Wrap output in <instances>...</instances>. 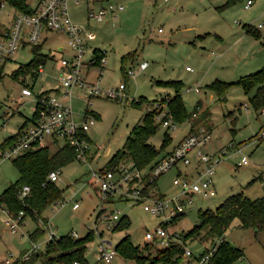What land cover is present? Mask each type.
<instances>
[{
	"label": "rangeland",
	"instance_id": "374dc122",
	"mask_svg": "<svg viewBox=\"0 0 264 264\" xmlns=\"http://www.w3.org/2000/svg\"><path fill=\"white\" fill-rule=\"evenodd\" d=\"M34 1L26 0L30 4ZM117 1L124 8L117 12L113 22L109 16L108 22L88 21L86 12L89 6L86 3L70 4L69 14L76 24L91 29L94 34L88 44V58L94 55V49L104 52L102 57L106 63L103 67L96 66V74L93 70L89 80L93 81L102 69L100 85L109 88L123 83L125 96L119 100L94 97L88 105L79 97L83 96V92L74 90L71 104L75 119L81 120L87 107L95 116V123L87 131L91 159L87 162L74 159L58 169L60 173L56 185L62 190L61 198L43 210L42 219L35 221L25 216L17 230L11 232L5 222L7 215L0 209V264H4L3 260L7 257L11 264H43L39 256H32L28 260L18 258L32 243L39 245L38 254L44 252L48 222L52 225L50 230L55 239L71 233L82 237L94 229L100 213H116L120 219L126 216L129 220L127 227L109 232L105 230V218H99L96 224L98 230H103V238H110L113 245L124 234H128L135 246L150 244L151 251L165 248L155 242H147L144 237L146 229L153 230L161 223V217L151 215L143 210L141 204L124 196L101 200L98 184L91 175L93 169L103 167L121 149L130 129L146 111L153 108V102L174 95L172 87L158 82H181L180 94L187 113H192L194 105L200 101L202 107L199 115L206 109L204 114L207 116L201 118L200 123L207 125L211 133V140L203 152L212 155L223 148L227 155L215 167L213 183L216 195L208 198L195 196L194 202L186 207L183 215L168 225L169 231L178 233L182 239L189 229L199 224V211L215 209L232 194L243 192L250 198L264 195V137H261L264 131V108L255 110L249 102L251 93H245L241 85H229L221 93L208 86L216 80L234 82L264 67V27L259 37L246 33L243 27L244 24L255 26L264 20V0H254L249 8H244L245 0H232L229 4L227 0ZM9 13L10 9L5 8L1 18L7 19ZM45 37L39 50L49 54V59L43 66V76L35 83L34 93L58 85L60 60L73 53L66 32L49 31ZM59 46L63 47L62 51L58 49ZM125 55L127 57L122 63ZM32 57L33 46L19 49L0 75V113H6L8 119L0 127V142L15 133L24 118L33 114V103L26 97L18 99L23 85L31 86L33 79L28 77L23 81V75H12L18 66L29 62ZM141 62L147 63L144 70L139 68ZM129 69L135 75L125 81L124 70L127 72ZM196 85L200 89L199 93L194 91ZM132 101H139V105L131 104ZM154 123L156 132L149 138V142L156 149L161 147L165 134L170 137L155 158L171 150L189 130L186 119L175 121V128L163 126L160 120H154ZM63 142L62 139L58 140L50 151L62 147ZM230 143L232 146H229ZM239 148L241 150L236 151ZM189 157L194 163L195 151L190 152ZM243 159L247 160L246 164L242 163ZM177 167L182 173L191 169V165ZM148 172V166L143 168V176ZM177 174L176 167L161 174L155 180L157 193L166 197L176 193L178 187L173 179ZM18 177L19 172L12 160H2L0 193ZM75 203L77 207L73 206ZM34 230H37V234L32 241L30 234ZM200 237L191 236L185 242L179 238L178 242L197 257L213 240H201ZM223 237L231 246L242 250V256L230 264H264V228L243 227L234 219L224 230ZM97 241V234L93 233L91 240L85 243V264H104L97 260ZM195 257L182 254L180 264H198ZM148 263L149 260L144 264ZM113 264L136 263L123 260L117 254Z\"/></svg>",
	"mask_w": 264,
	"mask_h": 264
},
{
	"label": "built area",
	"instance_id": "2783aa9c",
	"mask_svg": "<svg viewBox=\"0 0 264 264\" xmlns=\"http://www.w3.org/2000/svg\"><path fill=\"white\" fill-rule=\"evenodd\" d=\"M70 3L74 5L86 3L89 6L86 18L88 21L95 22L107 21V16L114 19L117 12L124 8L117 0H35L33 4L27 3L30 10L26 12L9 3L8 0H0V75L5 65L19 49L43 43L46 38L45 34L49 31L66 32L69 36V47L73 50L72 54L67 57L63 56L60 60L57 87L47 89L46 92L39 94L45 89L34 93V89L28 84L23 85L21 96L18 99L26 97L31 101L36 117L21 131L17 141L0 147V163L2 160L13 159L28 150L56 144L60 139L74 150L76 160L87 162L90 156L87 131L95 123V116L86 108L82 119L78 121L75 119L71 104L74 90L83 92L84 100L88 105L91 104L94 97L104 96L119 100L125 96V84L123 83L115 87L104 88L100 85L99 79L94 81L86 79L84 69L94 65L96 61L95 55L91 58L87 56L88 44L94 38V34L91 29L73 21L69 14ZM253 3L254 0H245L244 8H249ZM94 4L96 7H93ZM7 7L10 9V13L7 19L3 20L1 15ZM254 27L260 31L264 27V20ZM59 50L62 51L63 48L61 47ZM101 53L104 56V52L101 51ZM105 63V59L101 57L98 66L102 67ZM146 67V62L139 64L140 70H144ZM33 72L36 73V81L43 76L44 68L40 66L37 70L33 69ZM126 74L128 77L135 75L131 69ZM23 76V81L28 77L33 78L31 73H26ZM190 89L191 87L188 90ZM194 91H200L198 85L194 87ZM152 106L153 108L150 110H154L153 120H160L161 124L167 128H175L176 123L169 116L167 102L155 101ZM200 110L201 107L197 106L188 119L190 131L187 135L169 153L154 162L145 176L141 170L134 166L132 161H122L116 170H101L100 168L98 170L93 169L91 172L94 182L98 184L97 189L101 200L117 195L124 196L141 204L143 210L151 215L162 218L161 223L153 230L146 229L144 237L147 242H155L162 247L180 243L178 242L179 238L181 239L180 235L176 232H170L168 225L174 222V218L184 213L186 207L194 202L195 196L208 198L216 195L213 183L215 167L227 155L223 148L212 155L203 152V148L211 140L210 130L204 125L195 126L191 122L198 118ZM0 119L2 120L1 127L8 120L7 114L1 112ZM261 137H264V131H262ZM229 146L232 144L230 143ZM192 151H195L196 161L194 163L189 157ZM242 163L246 164L247 160L243 159ZM178 165H191V169L182 173L177 167ZM174 167L177 168L178 174L173 179V183L178 187V190L171 196H162L155 190L154 181L161 174ZM59 173V170L51 171L48 175L49 180L56 182ZM262 186L264 191V182ZM29 191V186L23 185L19 191L20 197L27 196ZM73 206L77 207V203ZM1 210H4L7 215L5 222L10 226L11 232H15L19 224L23 223V211L13 215L6 209ZM102 217L105 218V230L109 232L118 225L120 217L116 213H100L96 218L94 229L91 230L98 237L96 244L97 260L104 264H113V259L117 255L115 245L110 238H103V230L99 231L96 225L99 218ZM49 225L51 224L48 222L47 240L54 237L50 230L52 225L50 228ZM70 236L78 237L75 233H71ZM223 240V235L215 237L197 257L190 249L183 247V255L195 257L198 264H212L211 258ZM37 250L38 244L32 243L19 256V259L28 260ZM3 263L10 264V258H5ZM74 264L78 263L75 262Z\"/></svg>",
	"mask_w": 264,
	"mask_h": 264
},
{
	"label": "trees",
	"instance_id": "16d2710c",
	"mask_svg": "<svg viewBox=\"0 0 264 264\" xmlns=\"http://www.w3.org/2000/svg\"><path fill=\"white\" fill-rule=\"evenodd\" d=\"M9 3L17 6L19 9L29 12V7L26 0H8ZM232 0H227L229 4ZM245 31L254 35L260 36V32L250 25H243ZM41 44L33 46L32 59L20 66L12 73L14 77L19 74H32V79L35 81L38 67L44 66L49 58V54L40 52ZM93 53L96 57L95 65L99 64L100 58L103 56L101 51L94 49ZM127 55L122 57V63ZM130 57V56H129ZM125 81L128 78L124 70ZM165 86H170L174 89V95L170 98H162L160 101L167 102V108L170 118L176 122L188 120L192 113H187L185 105L180 94L182 84L180 81L158 82ZM232 84L241 85L244 92L249 95V102L255 110L264 108V67L238 78L234 82L214 81L208 86L214 89L217 93ZM35 84L30 86L32 89ZM46 92L44 90L39 94ZM131 104L139 105V101H132ZM88 108V107H87ZM93 114L94 112L90 110ZM154 110L146 111L140 121H138L129 131L122 147L101 167V170H116L122 161H132L134 166L143 171V168L150 167L154 162L165 156L171 150L167 151L160 158H155L170 140L168 134H165L161 147L156 149L149 142V138L156 132V125L153 120ZM36 112L34 111L31 117L24 118L21 125L15 133L9 135L0 144V147L10 145L17 141L21 131L31 122L34 121ZM51 146L39 147L28 150L27 152L11 159L19 172L18 179L11 183L0 193V209H6L9 213L16 215L19 211H23L25 216H30L37 221L42 219L41 214L49 205L61 198V189L58 188L56 182L49 180L48 175L53 170H58L61 166L66 165L75 158L74 150L64 144L56 151H50ZM89 159L90 156H89ZM155 184V181H154ZM23 185H28L30 191L27 196L21 198L19 191ZM174 218V222L179 219ZM98 217V216H97ZM199 224L193 226L182 237L185 242L186 238L191 236H201L200 239L215 238L222 236L224 230L231 224L234 219L239 221L240 226L256 227L257 229L264 228V195L256 198H250L243 192L228 196L215 209H206L199 211ZM48 221V220H45ZM129 224L126 216H122L115 230H121ZM203 231V233H202ZM37 234L34 230L30 237L32 241ZM93 237V231L87 232L85 236L73 238L69 235H63L58 239L54 237L46 242L43 253L34 252L32 256H39L43 264H85L86 242ZM150 244L144 247L135 246L132 244L129 235L124 234L119 242L115 245L117 253L124 260H133L136 264H144L149 260L148 264H180L183 246L180 243L171 244L163 249L155 248L151 251ZM26 250V249H25ZM24 250V251H25ZM23 251V252H24ZM22 252V253H23ZM21 253V254H22ZM31 256V257H32ZM242 256V250L231 246L225 239L221 241L216 252L211 258L212 264H230L236 258ZM30 257V258H31ZM11 264V263H10Z\"/></svg>",
	"mask_w": 264,
	"mask_h": 264
},
{
	"label": "crops",
	"instance_id": "0c3cea01",
	"mask_svg": "<svg viewBox=\"0 0 264 264\" xmlns=\"http://www.w3.org/2000/svg\"><path fill=\"white\" fill-rule=\"evenodd\" d=\"M70 4H72V3H70ZM73 5H74V4H73ZM243 6H244V5H243ZM116 15H117V14H116ZM115 18H116V17H115ZM109 19H111V21H112V18H109ZM109 19H108L106 22H108ZM112 22H113V21H112ZM245 32H246V31H245ZM259 32H260V31H259ZM246 33H247V32H246ZM260 35H261V34H260ZM262 44H263V43H262ZM41 45H42V43H41ZM61 47H62V46H59L58 49H60ZM62 48H63V47H62ZM43 54H44V53H43ZM48 59H49V58H48ZM48 59H47V60H48ZM46 62H47V61H46ZM46 62H45V63H46ZM96 66H98V65H95V64H94V65L89 66L88 68L84 69V75H85L86 79L89 80V78H90L89 76L93 73V70L96 69V68H95ZM102 67H103V66H102ZM262 68H263V67H262ZM260 69H261V68H260ZM59 70H60V66H59ZM258 70H259V69H258ZM101 71H102V69L99 70V74H98L97 77H95L94 80H96V79H100V76H101V73H100V72H101ZM256 71H257V70H256ZM254 72H255V71H254ZM94 74H96V70L94 71ZM94 80H93V81H94ZM90 81H92V80H90ZM36 82H37V80L34 82V84H35ZM99 83H100V81H99ZM55 87H57V86L55 85V86L52 87V88H55ZM50 88H51V87H49L48 89H50ZM33 89H34V88H33ZM45 90H47V89H45ZM188 91H190V90H188ZM191 92H193V91H191ZM199 92H200V91H199ZM199 92H197V93H199ZM79 97H80L81 99L84 100V96H79ZM197 106L202 107L201 104H200V101H197V102H196V104L194 105V109H193V111L196 109ZM205 110H206V109L203 110V112H202L203 114L199 115V118H197L196 120L191 121L193 125L196 126V125H200V124H202V123H200V122H202L200 119H201V118H206V117H207V116L205 117V114H204ZM206 112H207V111H206ZM82 116H83V115H82ZM82 116H81V117H82ZM205 127H207V128L210 130V128H209L207 125H205ZM189 131H190V126H189V130H187V131L185 132V134L182 136V138H183L185 135H187V133H188ZM182 138H181V139H182ZM181 139H180V140H181ZM180 140H178L177 143H178ZM177 143H176V144H177ZM176 144H175V145H176ZM52 145H54V144H52ZM52 145H50V146H52ZM175 145H174V146H175ZM174 146H173V147H174ZM172 149H173V148H172ZM239 149H240V148H239ZM240 150H241V149H240ZM236 151H237V150H236ZM47 239H48V237H47ZM47 241H48V240L45 241V244H46ZM38 249H39V245H38ZM37 251H38V250H37ZM117 254H118V253H117ZM18 259H19V258H18ZM122 259H123V258H122ZM19 260H20V259H19ZM123 260H124V259H123ZM100 262H101V261H100Z\"/></svg>",
	"mask_w": 264,
	"mask_h": 264
}]
</instances>
